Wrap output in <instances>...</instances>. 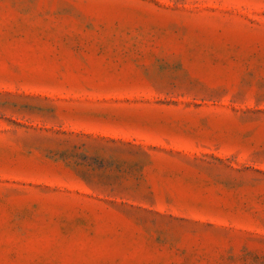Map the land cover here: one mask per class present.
<instances>
[{
    "label": "rangeland",
    "instance_id": "obj_1",
    "mask_svg": "<svg viewBox=\"0 0 264 264\" xmlns=\"http://www.w3.org/2000/svg\"><path fill=\"white\" fill-rule=\"evenodd\" d=\"M0 264H264V0H0Z\"/></svg>",
    "mask_w": 264,
    "mask_h": 264
}]
</instances>
